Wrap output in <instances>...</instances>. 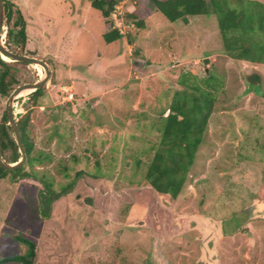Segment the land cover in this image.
Returning <instances> with one entry per match:
<instances>
[{
    "label": "rangeland",
    "instance_id": "374dc122",
    "mask_svg": "<svg viewBox=\"0 0 264 264\" xmlns=\"http://www.w3.org/2000/svg\"><path fill=\"white\" fill-rule=\"evenodd\" d=\"M90 1L6 0L3 45L45 61L49 78L40 106L30 105L31 93L14 99L16 120L25 104L31 109L32 154L42 159L25 167L34 179L0 180V255L25 251L14 237L21 233L36 244L32 264H264V64L225 55L213 16L170 22L151 0L119 1L125 35L106 43L104 18ZM16 8L23 48L8 33ZM126 12L145 27L136 29ZM14 71L20 84L44 74L24 62ZM187 71H212L223 85L172 198L153 192L144 174L150 139L160 136L161 114ZM250 74L259 80L249 83ZM64 86L74 92L70 102ZM39 181L55 192L72 183L46 215Z\"/></svg>",
    "mask_w": 264,
    "mask_h": 264
},
{
    "label": "trees",
    "instance_id": "16d2710c",
    "mask_svg": "<svg viewBox=\"0 0 264 264\" xmlns=\"http://www.w3.org/2000/svg\"><path fill=\"white\" fill-rule=\"evenodd\" d=\"M119 1L121 0L90 1L91 7L99 10L104 18L106 30L102 36L106 43L125 35L116 27H112L113 22L110 18L111 12ZM151 4L170 22L181 20L186 24L189 15L213 16L221 40V50L225 55L236 60L264 64V0H151ZM125 16L127 19H132L136 29L145 27V20L138 18L135 13L126 12ZM6 20L7 26L11 23L9 34L13 29H17L14 43L23 48L26 43V31L20 9L9 11ZM14 63L21 62H7L0 58L1 97L7 98L20 84L14 71ZM258 80L257 74L247 76L249 83L253 84ZM222 85L221 77L212 71L205 73L202 77L189 71L182 72L175 81V90L167 107L168 112L161 114L160 136L150 139L155 150L146 164L144 174L147 184L156 194L170 193V196L175 198L181 191L207 129L216 95ZM44 97L45 92L42 86L32 91L28 100L31 106H40ZM24 107L25 112L17 119V126L26 160L14 171L4 170L0 166V180L6 177L12 179L19 177L25 182L34 179L33 173L26 171L25 167H32L35 160L42 159L39 153L36 156L32 154L34 143L27 129L31 109L27 104ZM0 154L9 163L16 162L20 156L12 130L7 124L5 111L0 119ZM39 183L41 187L37 192L38 209L43 215L47 214L53 200L72 187L70 182L62 188L61 192H55L51 189V183L40 181ZM258 197L264 198V186L260 188ZM14 237L25 246V251L0 255V264H32L35 258V242L21 233H17Z\"/></svg>",
    "mask_w": 264,
    "mask_h": 264
},
{
    "label": "water",
    "instance_id": "95a60500",
    "mask_svg": "<svg viewBox=\"0 0 264 264\" xmlns=\"http://www.w3.org/2000/svg\"><path fill=\"white\" fill-rule=\"evenodd\" d=\"M5 6H6L5 1L0 0V55H1V53L5 54L6 56H9L12 59V61H15V62H24V63H28V64H38V65L42 66L44 69V74L42 76H40L37 81L27 82V83H23V84L16 86L12 90V92L9 94V96L7 97V99L5 101L4 111H5V116L7 119V124L10 126V128L12 130V135H13L15 142L18 146V151H19L20 156L16 162L9 163V162L5 161L0 154V166L4 170L14 171V170L18 169L26 160V153H25V150H24L22 142H21V134H20L19 128L17 126V120L15 118L14 99L17 97V95H19L24 90L33 89L32 91H34V90H37V89L41 88L42 86H44L45 83L47 82L48 78H49V70H48L47 63L45 61L38 59L36 57L25 55V54H19L17 52H14L12 50L7 49L3 45L2 41H1V34H2V30H3V23H4V18H5ZM16 33H17V29H13L11 34H10V41L12 44H15L14 43V35ZM203 62L206 64L208 62V58H204Z\"/></svg>",
    "mask_w": 264,
    "mask_h": 264
},
{
    "label": "built area",
    "instance_id": "2783aa9c",
    "mask_svg": "<svg viewBox=\"0 0 264 264\" xmlns=\"http://www.w3.org/2000/svg\"><path fill=\"white\" fill-rule=\"evenodd\" d=\"M120 6H119V3L116 4V6L114 7V10L111 12V15H110V18L113 22L112 27L114 28L116 27L119 30V32L123 31L120 27V25L122 24V8H120ZM62 90H63V99L65 101L70 102L74 99V92L71 89L64 86Z\"/></svg>",
    "mask_w": 264,
    "mask_h": 264
},
{
    "label": "bare ground",
    "instance_id": "6f19581e",
    "mask_svg": "<svg viewBox=\"0 0 264 264\" xmlns=\"http://www.w3.org/2000/svg\"><path fill=\"white\" fill-rule=\"evenodd\" d=\"M0 56H1L2 59L5 60V61H11L10 57H9V56H6L5 54H2V53H1ZM34 65H35V64H34ZM36 65H38V64H36ZM38 66H40V65H38ZM40 67L42 68V66H40ZM32 90H33V89H27V90H24V91L21 92L19 95H17L16 98L21 97L22 95H25V94H29V93L32 92ZM14 111H15V113H16V110H14Z\"/></svg>",
    "mask_w": 264,
    "mask_h": 264
},
{
    "label": "clouds",
    "instance_id": "9594fccd",
    "mask_svg": "<svg viewBox=\"0 0 264 264\" xmlns=\"http://www.w3.org/2000/svg\"><path fill=\"white\" fill-rule=\"evenodd\" d=\"M122 1V0H121ZM119 3V2H118ZM8 62V61H7Z\"/></svg>",
    "mask_w": 264,
    "mask_h": 264
},
{
    "label": "flooded vegetation",
    "instance_id": "af4514ba",
    "mask_svg": "<svg viewBox=\"0 0 264 264\" xmlns=\"http://www.w3.org/2000/svg\"><path fill=\"white\" fill-rule=\"evenodd\" d=\"M5 2H6V0H5Z\"/></svg>",
    "mask_w": 264,
    "mask_h": 264
}]
</instances>
